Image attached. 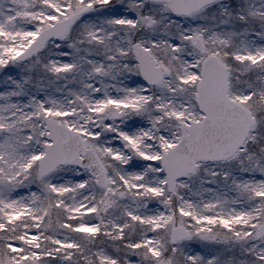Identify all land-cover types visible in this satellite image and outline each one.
I'll return each mask as SVG.
<instances>
[{
  "label": "snow or ice",
  "instance_id": "6c2138e0",
  "mask_svg": "<svg viewBox=\"0 0 264 264\" xmlns=\"http://www.w3.org/2000/svg\"><path fill=\"white\" fill-rule=\"evenodd\" d=\"M0 264H264V0H0Z\"/></svg>",
  "mask_w": 264,
  "mask_h": 264
}]
</instances>
